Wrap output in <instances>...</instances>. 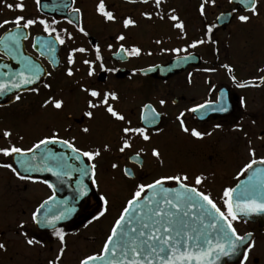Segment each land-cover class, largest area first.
<instances>
[{
  "label": "flooded vegetation",
  "instance_id": "af4514ba",
  "mask_svg": "<svg viewBox=\"0 0 264 264\" xmlns=\"http://www.w3.org/2000/svg\"><path fill=\"white\" fill-rule=\"evenodd\" d=\"M99 2L0 0V42L7 41L10 34L23 33L19 35L18 48L11 54L5 51L4 43H0V72L13 69L16 74L24 71L26 63L35 64L39 69L38 79L33 83L20 88L9 85L0 93V147L33 148L41 139L55 133L60 140H69L79 147L81 153L96 149L101 153L93 160L82 155L86 164L95 165L94 175L92 173L91 181H87L90 193L83 197L75 214L55 227L64 234L63 244L53 235V228H48L46 223H37L32 214L49 197L62 200L65 195L52 192L40 176L30 175L31 170L25 171L18 163L23 160L30 164V153L7 157L0 153V165L11 164L21 175L31 177L21 180L10 168L0 167V244L5 245L0 249V264H80L86 257L98 255L110 233V230L105 232L103 225L109 200L115 196L106 192L134 193L137 185L152 183L162 176L177 175L167 147L162 151L165 158L152 155V149H157L154 143L164 133L167 134L166 145L173 143L182 148L183 176L188 177L184 183L210 198L213 192H220L216 199H211L225 214L224 190L234 189L246 177L249 168L245 169V164L252 160L264 162V126L256 132L259 145L256 149L253 146L255 122L264 121V104L254 107L253 103L254 92L264 90V81L259 79L264 72L260 77L246 76L239 67L243 62L239 61L238 52L231 50L229 56L224 45L229 43L236 49L238 41L249 35L251 30L246 25L250 19L241 22L237 17H252L251 11L238 8L230 0H215V3L211 0H161L158 8L155 0H147V3L143 0H104L106 11L115 17L107 20L97 11ZM17 3L23 4V10L15 8ZM202 3L205 4L203 15L200 12ZM7 4H12L13 8L9 9ZM258 4L259 0H256L257 8ZM72 9H79V12L73 13ZM146 12L151 13V18L143 15ZM222 14L228 15V21L219 23L217 18ZM172 15L183 23V29L174 27L177 21L169 18ZM258 15L264 19V14ZM17 16L37 22L26 29H18L14 23L3 24L5 20L15 21ZM128 18L135 24L126 28L123 21ZM40 20L46 21L55 31L46 32ZM193 22H197L196 25ZM239 24L245 28H238ZM121 35L124 39L118 40ZM57 36L63 43L56 39ZM42 41L54 45V50L42 48ZM194 41L203 43L191 47ZM121 45L129 52L137 47L140 53L130 55L121 49ZM80 48L85 51H73ZM97 48L100 60L96 59ZM69 53L73 57L72 64L68 63ZM193 54L198 58H190L188 63L180 64L177 71L167 75L141 73ZM85 60L91 63L85 64ZM69 68L72 75H68ZM209 68L215 71H205ZM90 69L91 76L88 75ZM10 80L12 84L19 82L18 77L16 80L0 79L8 84ZM245 82L253 84L238 86ZM221 88L227 90L229 110L224 107L225 111L205 113L200 117L196 114L198 109L190 111L199 104L216 103ZM89 89H95L101 95L92 97ZM104 92L116 93L118 99H109L108 103L124 116V120L113 117L100 104ZM50 97L62 99V109L45 105L44 101ZM89 100L97 107L90 108ZM160 100L165 103L160 104ZM146 109L151 113L148 126L142 120ZM89 111L93 113L91 117L85 115ZM181 121L188 132L181 127ZM125 127L143 128L149 139L145 141L137 133L125 134ZM84 128L88 132H84ZM192 129L204 135L194 137ZM5 131L10 133L8 137L3 135ZM227 132L232 139L223 147L222 133ZM125 139L130 147L121 152ZM196 176L202 177L199 185L195 184ZM176 183L167 180L163 185L173 187ZM101 197L107 200L106 205ZM101 212H104L102 216ZM41 215L39 213L38 220L43 219ZM94 216L98 218L93 219ZM231 223L237 235L247 240L243 254L233 264H264V223L254 215L247 220L237 215ZM28 239L39 243L29 245ZM249 243L253 245L250 249L247 248ZM61 247L64 248L62 254ZM245 251L247 259L244 258Z\"/></svg>",
  "mask_w": 264,
  "mask_h": 264
},
{
  "label": "snow or ice",
  "instance_id": "6c2138e0",
  "mask_svg": "<svg viewBox=\"0 0 264 264\" xmlns=\"http://www.w3.org/2000/svg\"><path fill=\"white\" fill-rule=\"evenodd\" d=\"M39 3V0H37ZM144 3H147V0H143ZM212 3H215V0H211ZM241 4L245 5V8H249L252 15H258L257 13V6H256V0H250V3H247L246 0H240ZM156 7L158 8L161 4V0H155ZM9 9L13 8L12 4L6 5ZM65 7H68L65 5ZM15 8L23 10V4L17 3L15 5ZM204 8L205 4L200 5V12L203 15L204 14ZM73 13H78L79 9H72ZM97 11L101 13L105 19L107 20H114L115 17L112 12L106 11L104 0H100ZM236 9H233V12H235ZM147 18H151V13H143ZM223 15V14H222ZM172 21H177V23L174 24V27L183 29V23L179 22V18L175 15H172L169 17ZM217 19H220L219 17ZM237 19L241 22H247L250 17L249 15H238ZM23 21V23H21ZM37 21L28 19L25 20L22 16H17L15 18V21H3V24L8 23H14L16 27L19 28H28L30 25L35 24ZM40 24L44 25V30L46 32L55 31V29H50L47 22L44 20L39 21ZM53 23H56V21H53ZM71 23V21H69ZM124 27H128L129 25H134L135 21L128 18L123 21ZM83 31V29H80ZM208 31H211V27H209ZM19 35H23V33H20ZM19 35L16 34H10L7 41H2L0 43H4L5 51L8 54H11L14 50L18 48V40ZM57 40L60 41V43H63V40L60 39L59 36L56 37ZM118 40H123V35L117 37ZM203 43V41H194L191 47H195L197 44ZM41 47L45 48L49 51L54 50V45L50 44L47 41L41 42ZM121 49L125 52H128L130 55H139L140 49L137 47H133L130 52L127 49H124L123 45H121ZM73 51H79L84 52L85 49H73ZM173 51H178V49H174ZM96 59L100 60L101 57L99 55V49L97 48V55ZM184 59H188V57H184ZM68 63H73V57L72 54L69 53L68 55ZM85 64H90L91 62L88 60L84 61ZM225 67H228L225 65ZM38 66L31 63H26L24 65V71L16 73L14 76L10 77L12 80H16L17 77L19 79L18 83H13L12 87L14 88H20L22 85H27L33 83L34 79H38L37 72H38ZM205 71H215V69L209 68L205 69ZM229 71H231V68H229ZM25 72L28 73V75H25ZM93 74L92 70L90 69L88 72V75L91 76ZM7 75V74H5ZM68 75H72V70L68 69ZM260 80L264 81V76L259 78ZM233 80H235V77H233ZM239 87H244L245 85L239 84ZM9 85L6 82L0 81V93H3L8 89ZM45 87H48V85H45ZM32 91H35V89H32ZM90 96L92 97H99L101 93L95 89H89ZM16 99L19 100L20 97L16 96ZM109 99L116 100L118 99L115 92H104L103 93V99L100 101V104L105 106L106 111L110 113L113 117L124 120V116L120 115L113 106L108 103ZM164 100H160V104H164ZM45 105L51 104L53 108L56 110H60L63 107L64 101L62 99H53L49 98L48 100L44 101ZM241 104H243V100H241ZM88 106L90 108H96L97 104L93 103V101H88ZM206 105L205 104H199L196 105L194 108L190 109V111L195 112L197 109H203ZM145 107H148L145 105ZM225 111V108L221 107L219 109H213V111ZM86 116L91 117L93 113L91 111L85 113ZM181 116H183V113H181ZM142 119H145V117L142 116ZM154 119V117H153ZM181 127L185 132H188L189 129L184 127L183 121H181ZM216 127H219V125H216ZM84 132H88L87 128L83 129ZM123 132L125 134L127 133H137L142 138L147 141L149 139V136L146 134L145 129L143 128H131V127H125L123 128ZM5 137H8L10 133L8 131H5L3 133ZM191 135L197 138H200L204 135V133H201L197 131L196 129L191 130ZM54 143H63L68 148L72 149L73 154L77 159H79L80 155L82 154L84 157H87L88 160H93L95 157L100 156V150H88L83 151L81 153V149L79 147H75L72 143H70L69 140H60L55 133H53L50 137H45L44 139H41L37 144L33 145V148H39L41 145H48V144H54ZM130 147L129 141L125 139L123 141V147L120 148V151L123 152L125 148ZM104 148L107 149L108 145H104ZM32 148L28 149H21L20 147L16 146H10V147H0V153H2L4 156H10L12 154H20L23 155L25 152L31 153ZM46 152L49 153L48 158L53 159L55 163V167L57 171H55L53 174L59 176L67 175L68 173L64 171V165L61 162L59 158L55 156L54 153H50V150L46 149ZM254 154V153H253ZM152 155L159 157L160 153L157 149H152ZM18 163L24 167L25 171L33 170L32 165L28 164L27 161L20 160ZM256 163L255 160H252L250 163L245 164L244 168L248 169L251 168L252 165ZM0 167L10 168L21 180L30 179L31 177L21 175L16 168H13L11 164H3L0 165ZM115 168L116 165H113ZM94 169L95 165H91V169L89 167L85 166L79 171H81L82 175H88L89 171H93L94 175ZM49 171H52V169H48ZM243 171V169H242ZM259 173L260 170H257ZM188 177L186 175L180 176V175H173V176H162L158 179H155L152 183L149 184H140L137 185L136 191L132 194V198L127 201V206L123 208V211L121 212L119 218L115 221V224L113 225L111 229V234L107 237V241L105 242L103 246V253H107L109 251V247L111 242L113 241L114 237L117 235L118 229L121 233V241H118L116 244L112 245V251L115 252L117 248L121 247H130L131 252L133 254L134 259L128 260V264H153V261L149 259V257L155 255L156 259L158 260V264H215V261L219 260L221 256H229L236 253L237 248L239 246L238 242H243L244 237L237 235L235 228L232 226L231 221L237 219V213H244L247 215L248 213L253 212H264V181H259L257 183H250L248 185L243 186L240 195L237 197L235 203H233V192H235V189L226 188L224 190V197L226 198L224 200V205L227 208V214L225 212L221 211L219 207L213 202V200L210 198L209 195H206L203 192L198 191L195 187H190L187 183H184V181H187ZM167 180H174L180 183L181 190H172V189H164L162 186L164 181ZM95 182V181H94ZM202 182L201 176L195 177V184L199 185ZM44 183H48L47 181H44ZM49 187H52L51 184L48 185ZM158 188L159 191H162L164 193H170L175 191V196L172 199H168L167 195L163 198V202L172 205L173 207H179L180 204H184L189 208H195L199 207L201 209V218H203L205 215L210 217L209 221V227L214 230L217 234V238L215 241L208 238V235L200 230H193V234H189L188 231L185 230L183 219H177L176 213H173L171 211L165 212L163 209L159 207V204L157 203L156 208H149L148 212L151 213V215H148L147 220H141V228L140 229H125L122 225V222L125 220V214L129 213L130 209L132 208L135 201H137L139 198H141V193L144 192L145 189H154ZM197 197L200 199L198 200ZM259 197V199L257 198ZM49 200H52L53 197H49ZM101 199L104 201L105 205L107 204V200L104 199V197H101ZM173 200L175 203H173ZM206 202L207 207L205 206ZM47 201H45V204ZM156 203L155 201L149 200V204ZM43 207V205H41ZM106 210V209H105ZM40 211V208H38L35 212L32 214V219L34 221H37V223H46L53 227V235L57 236L59 240L61 241V244L64 242V234L61 231H57L55 229V224L57 220L63 219L64 215L61 214L59 216H53L49 218L48 215H45L42 220L37 219V213ZM66 211H71V209H67ZM104 212H101L100 215L102 216ZM187 215V213H185ZM231 217V219H229ZM98 217H93V219H97ZM223 220L224 224L219 223L218 221ZM147 221H151V225ZM133 223V217H129L128 224L131 225ZM225 224L227 227H225ZM174 225H180L178 229L174 227ZM151 228V231H144V229ZM173 232H175V236H173ZM131 233H138V236H134ZM139 237H146L145 239H139ZM201 237H203V240L201 241ZM235 237V239H233ZM159 241V243H157ZM27 243L29 245H32L33 243H39V241H34L33 239H28ZM253 245L249 243L247 245V248H251ZM5 247L4 244H0V249H3ZM64 251V248H60V253L62 254ZM141 254H144V258L140 259ZM247 251L244 253V258L247 259ZM125 259L127 260V252H124ZM102 255H93L88 256L84 260L80 261V264H90L91 261L94 260H100L102 259ZM60 259V256L58 255L56 257V260L58 261ZM52 264V262H50ZM107 264H122L121 261H113L108 260ZM243 264V262H241Z\"/></svg>",
  "mask_w": 264,
  "mask_h": 264
},
{
  "label": "water",
  "instance_id": "95a60500",
  "mask_svg": "<svg viewBox=\"0 0 264 264\" xmlns=\"http://www.w3.org/2000/svg\"><path fill=\"white\" fill-rule=\"evenodd\" d=\"M232 4L236 5L238 8L242 10L249 11V8H245L244 4L240 3V0H230ZM247 3H250V0H246ZM219 23H224L228 21V15H223L219 17ZM188 59H184V57H179L171 61L169 64L163 66L152 67L146 70L141 71V73L146 75H156L157 73H161L163 75H167L174 71H177L180 64L188 63L190 58H198L197 55H189L185 56ZM12 70V71H11ZM7 69L5 72H0V79L8 80L10 77L15 75V71L13 69ZM21 71V69L19 68ZM7 74V75H5ZM252 82L243 83V85H249ZM8 85H12L10 83ZM227 90L225 88H221L217 93V102L212 104H207L203 109H198L196 114L200 117L201 114L204 115L205 113H213V109H219L221 107H225L228 110L230 109L229 104H227ZM145 119L143 120V124L148 126V121L151 116V113L148 109L145 110L142 114ZM159 116V115H158ZM158 121V119H157ZM50 150V153H54L57 158L61 160L64 165V171L68 174L63 176H57L53 173L57 171L55 167V161L53 159L48 158L49 153L46 152ZM32 169L31 173L39 174L43 177L44 181H47V185L51 184V190L53 192H59L65 197L62 200H57L56 197H53L52 200H47V203L43 204V207L40 208V211L37 213V217L39 213H41V217L44 218L45 215H48L49 218L53 216H59L61 214L64 215L63 219L57 220L55 227L58 226L60 223L69 220L76 212L79 203L88 195V182L92 179L93 171L90 170L88 175H82L79 169L87 166L91 169V165L86 164L82 154L80 155L79 159L75 157L72 152V149H69L63 143H54L48 145H41L39 148H33L32 152L30 153ZM48 169H52L49 171ZM257 170H260L258 173ZM259 181H264V162L254 164L248 171L246 177H244L238 185L234 188L236 191L233 192V203H235L237 197L240 195V192L243 186L248 185L250 183H257ZM164 189H172V190H181L180 183L178 182L174 187H165L163 184L162 186ZM167 195L168 199H172L175 196V191L170 193H164L159 191L158 188L154 189H147L146 192L139 198L137 201L134 202L132 208L130 209L129 213L125 214V220L122 222V225L125 229H140L141 228V220H147L148 215L151 213L148 212L149 208H156L157 203L159 207L163 209L165 212L171 211L176 213L177 219L182 218L184 222L185 230L189 232V234H193V230H200L208 235L209 239L213 241L216 240L217 234L214 230L209 227L210 217L205 215L201 218V209L197 206L195 208H189L184 204H180L179 207H173L170 204L164 203L163 198ZM259 199V197H257ZM199 200L200 198L197 197ZM149 200L155 201L156 203L149 204ZM202 203L203 202L201 201ZM173 203L175 201L173 200ZM61 206V207H60ZM66 206V207H65ZM127 206V204H126ZM125 206V207H126ZM60 207V208H59ZM65 208L64 211H60ZM67 209H71V211H66ZM44 212V215H43ZM187 213V215H185ZM238 216L244 218L245 220L250 219V215H254L256 219L262 221L264 223V212H253L248 213L245 215L244 213H237ZM129 217H133V223L131 225L128 224ZM149 225H151V221H147ZM221 224H224L223 220L218 221ZM177 229L181 227L180 225H174ZM225 227L226 224H225ZM48 228H53L52 226H48ZM144 231H151V228L144 229ZM111 234V232H110ZM134 236H138V233H131ZM173 236H175V232H173ZM146 237H139V239H145ZM235 239V237H233ZM203 237H201V241ZM118 241H121V233L118 229L116 237H114L113 241L110 244L109 251L107 253H103V249L99 255H102L103 258L100 260L91 261L90 264H107L108 260L113 261H121L122 264H128V260L134 259L133 254L131 252L130 247H121L117 248L115 252L112 251V245L116 244ZM246 238H244L243 242H238L239 246L237 251L233 255L229 256H221L219 260L215 261V264H232L235 263L241 254L244 251V245L246 244ZM159 243V241H157ZM127 252V260L125 259L124 252ZM144 258V254H141L140 259ZM153 261V264H158V260L156 259L155 255L149 257Z\"/></svg>",
  "mask_w": 264,
  "mask_h": 264
},
{
  "label": "rangeland",
  "instance_id": "374dc122",
  "mask_svg": "<svg viewBox=\"0 0 264 264\" xmlns=\"http://www.w3.org/2000/svg\"><path fill=\"white\" fill-rule=\"evenodd\" d=\"M257 11H261L262 14H264V0H259ZM209 12H207L208 14ZM258 13V12H257ZM258 13V14H261ZM192 15V14H190ZM194 25H196L197 22H193ZM192 25V22L190 23ZM245 25H238V28H245ZM248 26V27H247ZM247 29H250L249 35L244 36L236 46H238L236 49H232V45L229 43H225L224 45L227 46L226 50L229 52V56L232 52H238L237 57L239 61H242L243 63L239 65L240 68L244 71V74L246 76H255L260 77L261 73L264 72V55H263V47H264V19L260 15H253L250 17V22L248 25H246ZM230 48V49H229ZM252 50V51H250ZM224 49L221 50V53H223ZM231 63V61H230ZM239 68V69H240ZM245 76V77H246ZM264 90L260 89L258 91L254 92L253 97V103L254 107H259L261 104H264ZM144 95V94H143ZM261 121V119L259 120ZM263 124V125H261ZM264 126V121L257 123L255 122V128L253 133V146L256 147L259 145L256 141V132L258 129ZM222 146H226V142L230 141L232 137L230 136V132L222 133ZM166 138L167 134H162L154 143V146H156L157 150L159 151V159L165 158V155L162 153L163 150L169 151L170 159L172 160L174 164V168L176 170L177 175L183 176L184 168V158L182 154V148L181 146L177 144L171 143L172 146L166 145ZM229 144V143H228ZM103 193V192H102ZM109 196L112 194H115L114 197H111L109 200V208L106 213V216L104 218V230L107 232L110 230V228L113 226L114 222L116 221L119 211L124 207L126 200L131 196V192H106ZM133 193V192H132ZM220 192H213L211 195L212 199H216V197L219 196ZM105 194V192L103 193ZM115 209L116 211H113Z\"/></svg>",
  "mask_w": 264,
  "mask_h": 264
}]
</instances>
